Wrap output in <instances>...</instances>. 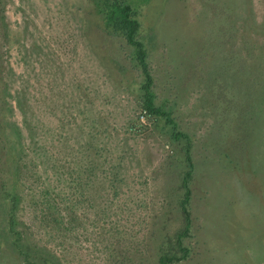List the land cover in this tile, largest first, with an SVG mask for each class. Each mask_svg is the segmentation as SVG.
I'll return each instance as SVG.
<instances>
[{
    "label": "rangeland",
    "instance_id": "1",
    "mask_svg": "<svg viewBox=\"0 0 264 264\" xmlns=\"http://www.w3.org/2000/svg\"><path fill=\"white\" fill-rule=\"evenodd\" d=\"M111 1L0 0V264H264V0H125L162 114Z\"/></svg>",
    "mask_w": 264,
    "mask_h": 264
},
{
    "label": "trees",
    "instance_id": "2",
    "mask_svg": "<svg viewBox=\"0 0 264 264\" xmlns=\"http://www.w3.org/2000/svg\"><path fill=\"white\" fill-rule=\"evenodd\" d=\"M110 8L107 12V18L110 24L113 25L116 31H120L124 34L127 42L135 47V58L142 70L144 81H143V90H144V98H143V108L145 111L149 112L150 114H162L159 111V108L154 104V95L152 94V84H153V77L151 75L149 62H148V52L145 47V44L138 38L140 33L141 23L136 16V12L132 8V6L127 3L125 0H112L109 3ZM0 129H1V120H0ZM180 134V133H179ZM182 135V134H181ZM188 162L190 168H192V163L190 159V155H188ZM191 176V170L188 171L186 177L184 179V187L187 190V196H185L182 201V211L184 214V218L186 220V224H190V212L188 210V203H189V195L190 192L188 181L189 177ZM0 179L2 176L0 174ZM4 182L2 186H0L1 194L6 196V200L9 199L10 202L13 204V209L17 206V197L12 194V190L8 191L4 187ZM7 190V191H6ZM9 230L11 232H15V221L12 217L9 219ZM23 253V251H21ZM169 255L163 254L161 257V261L163 264H169Z\"/></svg>",
    "mask_w": 264,
    "mask_h": 264
}]
</instances>
